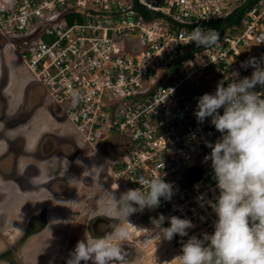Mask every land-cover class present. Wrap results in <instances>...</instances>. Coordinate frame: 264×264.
<instances>
[{
	"label": "built area",
	"instance_id": "built-area-1",
	"mask_svg": "<svg viewBox=\"0 0 264 264\" xmlns=\"http://www.w3.org/2000/svg\"><path fill=\"white\" fill-rule=\"evenodd\" d=\"M198 26L218 41L190 43ZM0 38L91 153L117 141L104 158L107 190L119 198L142 177L172 185L171 200L146 213L164 216L163 227L172 216L193 227L159 241L152 219L132 214L122 245L128 264H165L190 237L214 232L208 202L219 189L205 156L221 134L211 118L198 123L197 98L250 77L253 68L241 63L264 57V0H0ZM254 91L264 95L259 85ZM107 219L111 231L120 223Z\"/></svg>",
	"mask_w": 264,
	"mask_h": 264
},
{
	"label": "clouds",
	"instance_id": "clouds-1",
	"mask_svg": "<svg viewBox=\"0 0 264 264\" xmlns=\"http://www.w3.org/2000/svg\"><path fill=\"white\" fill-rule=\"evenodd\" d=\"M188 38L204 48L214 45L219 35L198 26ZM241 67L253 68L251 76L234 78L227 86L218 82L214 93L197 98L194 112L198 123L211 118L221 134L214 144L206 143L211 152L205 156V161H211L219 189L214 202H208L217 217L214 232L205 233L202 240L190 237L181 254L165 264H264V95L254 91L257 85L264 88V57H252ZM138 183L140 188L127 189L119 198L114 191L104 190L97 211L120 223L103 236L85 233L66 264H128L122 245L130 237L129 217L156 208L161 198L170 201L173 195L172 185L163 179L142 177ZM164 220V216L152 220L159 241H171L177 234L187 236V229L193 227L190 220L177 216L170 218L169 227H163Z\"/></svg>",
	"mask_w": 264,
	"mask_h": 264
},
{
	"label": "flooded vegetation",
	"instance_id": "flooded-vegetation-1",
	"mask_svg": "<svg viewBox=\"0 0 264 264\" xmlns=\"http://www.w3.org/2000/svg\"><path fill=\"white\" fill-rule=\"evenodd\" d=\"M10 85L9 78H1L0 127L3 128L4 133H0V149L2 150L0 152V173L2 174H0V182L8 185L12 193L15 189H19L29 197L35 196L36 193L42 194V197L49 194V196L55 197L62 207L78 205L77 203L64 202L63 198L66 195H74L76 193L75 188L79 184L89 188L90 182L93 184L104 183L106 185L104 190H107L108 179L105 162L104 168L98 171L86 168L87 160L85 161V157L82 155L84 150L76 143L73 132L61 123L64 118L62 109L57 108L54 104L48 108L53 113L54 123L50 124L51 128L38 140L31 142L25 137L30 126V120L42 106L33 109V112H28V105L30 108L32 107L30 105L38 106V103L36 104L27 98V92H25L23 106L17 110H12L14 98L7 95L8 92H6ZM35 88L41 90L40 93L43 95V90L39 86H35ZM110 151H114L113 147L103 151L101 157L110 159ZM48 167H50L49 170ZM71 168L73 169L71 170ZM86 173L91 177L88 181L85 179ZM69 178L75 180L69 181ZM103 193L100 194L99 198ZM86 214L87 226L82 230V232L84 231L82 237L76 234L81 239L84 238L85 233L96 236L108 226L109 220L100 213L93 214V211L88 209ZM46 223L47 213L43 209L30 219L23 239L26 240L27 237L45 228Z\"/></svg>",
	"mask_w": 264,
	"mask_h": 264
},
{
	"label": "rangeland",
	"instance_id": "rangeland-1",
	"mask_svg": "<svg viewBox=\"0 0 264 264\" xmlns=\"http://www.w3.org/2000/svg\"><path fill=\"white\" fill-rule=\"evenodd\" d=\"M0 64L3 71V78L11 77L10 93L17 94L20 90V79H30V76L18 54L7 47L6 42H4L1 38ZM25 88V92H27L26 97L30 98L32 102H35L36 104L38 103V106H35L34 104L30 105L32 106L30 107L31 109L28 105V112H33V109L35 110L41 106V108H49L53 105L50 103V100L43 101V97L40 93L41 90L39 91L32 84L27 83ZM64 125L73 132L76 143L84 150L82 155L85 157V161L87 160L86 168L88 170L95 169L97 171L103 169L104 159L97 154L91 153L90 147L82 143V138H80V136L75 132L69 122H66ZM116 143L117 141L115 140L113 143L114 152L119 150ZM47 169L49 170L50 167ZM72 169L73 168H71V170ZM87 174L88 173H86L87 177H85L86 181L91 178L90 175ZM4 175H7V173H4ZM68 177H71V175H68ZM70 179L71 178H69V181ZM73 186L76 187L75 185ZM91 186L92 188H90ZM105 186L106 185L104 183L99 182L96 184L90 182L89 188L79 184V186L75 188L76 193L74 195H66L63 198L64 202L78 204L71 207H62V205L58 203L57 199L53 196H49V194L48 196H44L43 201L47 199L48 204L45 212L47 213L48 218H50V221L47 219L48 224H46H50V229L44 233L43 229L45 228H42L36 233V235L26 238L27 240H24L23 236L27 232L29 226L31 218L29 216H33L38 213L42 205L40 206V202L36 200L37 198H34V196L31 198L18 189L14 190V193L17 195L12 193L8 186L10 191L8 200L10 204H14L11 207V215L16 214L13 212L15 205L17 207L18 205H22L23 209V204L32 205L27 206L29 210L27 209V211H23L26 215L24 217L22 216L23 218L18 219L15 227L12 228V233L6 235L8 233V226H6V223H3L0 226L1 234H5V238L9 239L6 241L2 238L0 239V256L5 255L2 259H0V264H66V259L68 258L70 251L73 250L76 243L81 240L82 233L84 232H82V230L85 226H87V210L91 209L93 214H99L97 211V200L99 199L100 194L104 192ZM23 194L25 199H20L23 197ZM21 202L22 204H20ZM33 204L38 205V207L34 209L35 211L30 210V208L33 207ZM62 209L64 210L63 212L61 211ZM146 209L148 208H145L143 212H140V215L145 216ZM58 224H60L59 226L65 224V228L61 230V227H57ZM76 234L81 235V237L78 238L79 235L77 236ZM22 239L24 243L22 242ZM81 264H83V262H81Z\"/></svg>",
	"mask_w": 264,
	"mask_h": 264
},
{
	"label": "crops",
	"instance_id": "crops-1",
	"mask_svg": "<svg viewBox=\"0 0 264 264\" xmlns=\"http://www.w3.org/2000/svg\"><path fill=\"white\" fill-rule=\"evenodd\" d=\"M2 72L3 71H2L1 64H0V80H1V78H3ZM30 81L31 80L29 78H21L20 79V90H19V92L17 94H11L10 93V87L7 88V90H6V92H8L7 95H9V96H11V97L14 98L13 99V103H12V107H11L12 110H17L19 107L23 106L22 102H23V98L25 96L24 95L25 94V91H26V88L25 87H26L27 83L28 84L29 83L31 84ZM9 82L11 83V77L9 78ZM52 118H53V113L48 108H40V110L37 111L36 114L33 116V118L30 120V126L27 129V132H26L27 135L25 137L27 139L31 140V142H33L32 140H38L44 133L47 132V130H49L51 128L50 124L54 123V121H53ZM66 122L67 121H66L65 118H63L62 121H61V123H63V125ZM0 133L1 134L4 133V130L1 127H0ZM0 147H1V145H0ZM1 151L2 150L0 149V152ZM9 192L10 191H9L8 185L2 184L0 182V226L3 223H6V226H8V233L6 235L12 233V230H13L12 228L15 227V225L18 222V219L23 218L26 215V213H24L23 211H27V209L29 210V208L27 206L32 205V204H23L24 205V209L22 208V205L21 206L18 205V207L15 205L13 212H15L16 214L15 215H11V207L14 204H10V202L8 200L9 199ZM34 198H37L36 200H38V202H40V206L41 205L43 206V207L41 206V209L39 210V212L41 210H43V209L45 210L47 208V206H48L47 199H45V201H43L42 194L36 193V195L34 196ZM20 199H25L24 194H23V197H21ZM20 204H22V202ZM37 207H38L37 204H35V205L33 204V207H31L30 210H34ZM37 214L38 213L34 214L33 216H29V217L32 218V217H34ZM47 219L50 221V218H48V216H47ZM47 224H48V222H47ZM59 225L60 224H58L57 227H59V228L61 227L60 228L61 230L65 228V224H62V226H59ZM49 227H50V224L47 225L45 227V229H43L44 230V233L50 229ZM4 235L5 234H1V232H0V239L2 238L5 241L6 240H9V239H6ZM34 235H36V234H34ZM34 235H32V236H34ZM27 238H29V237H27ZM22 242H23V239H22Z\"/></svg>",
	"mask_w": 264,
	"mask_h": 264
},
{
	"label": "water",
	"instance_id": "water-1",
	"mask_svg": "<svg viewBox=\"0 0 264 264\" xmlns=\"http://www.w3.org/2000/svg\"><path fill=\"white\" fill-rule=\"evenodd\" d=\"M42 96H43V100H44L45 95L43 94ZM145 217H147V218L153 220V218H155V219H159L160 216H156V217H153V216H152V217H151V216H149V215H147V214L145 213ZM111 228H112V224H111V222L108 221V226H107V228H106L104 231H100V233L96 234V236L99 237V236H103V235H105L106 233H108V232L111 231Z\"/></svg>",
	"mask_w": 264,
	"mask_h": 264
},
{
	"label": "trees",
	"instance_id": "trees-1",
	"mask_svg": "<svg viewBox=\"0 0 264 264\" xmlns=\"http://www.w3.org/2000/svg\"><path fill=\"white\" fill-rule=\"evenodd\" d=\"M138 8V7H137ZM143 14H145V15H147L146 14V11L144 10V9H142V8H138ZM5 255H3V256H0V259H2L3 257H4Z\"/></svg>",
	"mask_w": 264,
	"mask_h": 264
}]
</instances>
